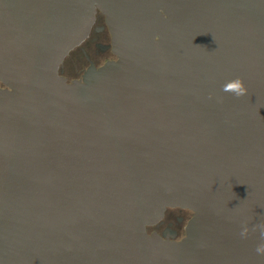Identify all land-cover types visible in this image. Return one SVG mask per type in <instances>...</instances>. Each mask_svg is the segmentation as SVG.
I'll list each match as a JSON object with an SVG mask.
<instances>
[{"label":"water","instance_id":"1","mask_svg":"<svg viewBox=\"0 0 264 264\" xmlns=\"http://www.w3.org/2000/svg\"><path fill=\"white\" fill-rule=\"evenodd\" d=\"M97 11L116 60L67 82ZM260 225L264 0H0V264H264Z\"/></svg>","mask_w":264,"mask_h":264},{"label":"flooded vegetation","instance_id":"2","mask_svg":"<svg viewBox=\"0 0 264 264\" xmlns=\"http://www.w3.org/2000/svg\"><path fill=\"white\" fill-rule=\"evenodd\" d=\"M115 60L105 17L97 11L89 36L64 59L59 74L67 82L82 81L89 69H99ZM191 218L189 210L167 208L157 224L147 227V234H156L164 240L178 242L185 236V228Z\"/></svg>","mask_w":264,"mask_h":264},{"label":"clouds","instance_id":"3","mask_svg":"<svg viewBox=\"0 0 264 264\" xmlns=\"http://www.w3.org/2000/svg\"><path fill=\"white\" fill-rule=\"evenodd\" d=\"M222 91L226 93H231L236 98H241L247 94V88L245 87L243 81L240 78H236L235 80L225 84L222 88ZM259 227L261 228V238L264 239V225H260ZM247 234L248 229L244 228L241 232V235L246 237ZM256 252L258 254H264V243L257 246Z\"/></svg>","mask_w":264,"mask_h":264}]
</instances>
